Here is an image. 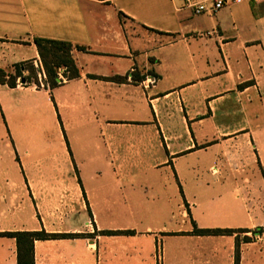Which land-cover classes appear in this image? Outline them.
<instances>
[{"label": "crops", "instance_id": "obj_1", "mask_svg": "<svg viewBox=\"0 0 264 264\" xmlns=\"http://www.w3.org/2000/svg\"><path fill=\"white\" fill-rule=\"evenodd\" d=\"M34 36L86 50L0 84V264H264V0H0V69Z\"/></svg>", "mask_w": 264, "mask_h": 264}, {"label": "trees", "instance_id": "obj_2", "mask_svg": "<svg viewBox=\"0 0 264 264\" xmlns=\"http://www.w3.org/2000/svg\"><path fill=\"white\" fill-rule=\"evenodd\" d=\"M118 15L120 18L125 17V15L121 12H119ZM33 42L37 48L41 64L39 66H35L32 61H23L20 63H15L13 65L12 72L0 69V84L7 83L8 86L14 87L17 80L24 79L25 82H33L39 85L40 74L44 85L51 89L62 83L58 78L59 70H63V75L66 77V79H72L80 76L79 68L77 67L73 58L72 51L74 49L85 51V46L73 45L71 42L65 40L39 36H34ZM110 79L123 81L125 77L116 76L110 77ZM194 232L199 234H230L233 232V230L198 229L194 225ZM4 234L16 239L17 264H34V240L72 236L71 234L48 233L44 230L30 232H6Z\"/></svg>", "mask_w": 264, "mask_h": 264}, {"label": "built area", "instance_id": "obj_3", "mask_svg": "<svg viewBox=\"0 0 264 264\" xmlns=\"http://www.w3.org/2000/svg\"><path fill=\"white\" fill-rule=\"evenodd\" d=\"M187 7L193 10L194 13L214 12L222 8L226 4L239 3L243 0H181ZM37 66V65H36ZM58 78L61 82L66 80L63 75V70L58 71ZM157 259H161V248H156Z\"/></svg>", "mask_w": 264, "mask_h": 264}, {"label": "water", "instance_id": "obj_4", "mask_svg": "<svg viewBox=\"0 0 264 264\" xmlns=\"http://www.w3.org/2000/svg\"><path fill=\"white\" fill-rule=\"evenodd\" d=\"M24 79H22V81H23Z\"/></svg>", "mask_w": 264, "mask_h": 264}]
</instances>
